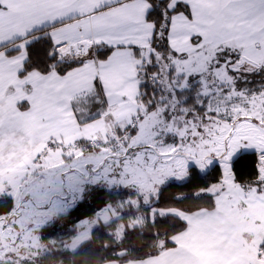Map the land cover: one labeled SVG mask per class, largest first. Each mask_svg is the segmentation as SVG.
<instances>
[{"label": "snow or ice", "instance_id": "1", "mask_svg": "<svg viewBox=\"0 0 264 264\" xmlns=\"http://www.w3.org/2000/svg\"><path fill=\"white\" fill-rule=\"evenodd\" d=\"M0 264H264V0H0Z\"/></svg>", "mask_w": 264, "mask_h": 264}, {"label": "trees", "instance_id": "2", "mask_svg": "<svg viewBox=\"0 0 264 264\" xmlns=\"http://www.w3.org/2000/svg\"><path fill=\"white\" fill-rule=\"evenodd\" d=\"M91 203V202H90ZM99 207H103V204L97 202L96 205H93L91 208L89 207H81L76 213L75 216H79L81 213L90 214L93 211L98 210ZM74 216V218H75Z\"/></svg>", "mask_w": 264, "mask_h": 264}]
</instances>
